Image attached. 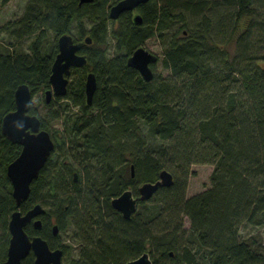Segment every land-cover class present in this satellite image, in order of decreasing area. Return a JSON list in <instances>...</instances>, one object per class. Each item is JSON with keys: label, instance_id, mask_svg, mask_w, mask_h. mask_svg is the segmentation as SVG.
Returning <instances> with one entry per match:
<instances>
[{"label": "trees", "instance_id": "16d2710c", "mask_svg": "<svg viewBox=\"0 0 264 264\" xmlns=\"http://www.w3.org/2000/svg\"><path fill=\"white\" fill-rule=\"evenodd\" d=\"M118 1L28 0L22 16L0 27V263L17 210L7 167L22 151L2 121L27 84L49 110L40 115L32 99L30 114L55 141L21 205L23 213L37 204L47 211L40 231L27 225L31 237L65 257L73 244L55 237L53 226L71 229L78 246L70 264H127L149 249L154 264H264V242L241 236L243 224L264 228V0H148L136 11L141 24L131 11L110 19ZM66 33L84 43L87 64L73 68L66 96L47 102ZM153 38L166 73L156 71V54L146 81L128 59ZM89 72L97 78L91 105ZM59 120L62 144L52 127ZM195 164L214 167L211 186L188 197ZM164 170L174 184L140 201L130 220L113 209L114 198L128 189L138 197ZM34 260L31 253L22 264Z\"/></svg>", "mask_w": 264, "mask_h": 264}, {"label": "water", "instance_id": "95a60500", "mask_svg": "<svg viewBox=\"0 0 264 264\" xmlns=\"http://www.w3.org/2000/svg\"><path fill=\"white\" fill-rule=\"evenodd\" d=\"M93 1L80 0V4ZM146 1L148 0H120L110 8L109 17L117 20L127 11H137L138 7ZM134 21L136 24H141V15L135 14ZM91 42V37L86 38L85 43L90 44ZM83 44V42H77L73 35L68 33L59 37V53L52 66V88L46 92L47 102H50L54 96H66L73 68L86 66L87 57L80 54ZM157 61L158 56L155 53L141 46L129 57L128 65L139 71L144 80L151 81L154 78L152 66ZM96 90V75L89 72L85 84L88 105L92 104ZM32 99L33 94L30 87L27 84L19 86L15 93L16 109L5 115L2 121L4 136L12 143L21 145L22 151L7 167V175L12 184V196L16 201L17 210L12 213L9 223L11 238L7 258L0 264H22L31 253L35 256L34 264H64L63 249H52L41 235L31 237L26 231L27 225L31 222L36 230L42 229L43 223L40 217L46 214V209L41 204H37L26 213L21 210V205L30 196L32 183L39 177L41 170L55 150V141L50 132L42 128L38 116L30 114ZM173 184V175L164 170L160 173L158 181L143 183L139 187L138 197L132 189H128L112 200V207L126 220H130L137 212L140 201L150 200L159 189L171 187ZM58 231V225H54V234L57 235ZM127 264H154V262L150 253L145 252Z\"/></svg>", "mask_w": 264, "mask_h": 264}, {"label": "rangeland", "instance_id": "374dc122", "mask_svg": "<svg viewBox=\"0 0 264 264\" xmlns=\"http://www.w3.org/2000/svg\"><path fill=\"white\" fill-rule=\"evenodd\" d=\"M27 2L28 0H11L5 6L0 7V27L6 24L7 22L22 16L26 8ZM73 34L74 36L77 37L76 30H73ZM1 37L2 36L0 35V38ZM52 40L53 38L52 36H50L47 40V44L49 45L52 44ZM146 48L152 51V53L159 55L161 59L160 62L156 65V71L158 72L164 71L163 65H162L163 49H162V46L159 40L156 38L151 39L146 45ZM164 72L166 73V71ZM33 105L35 108H37L38 113L40 115H45L49 111L48 109L45 108L44 102L42 101V97L40 94L34 97ZM58 105L59 106L62 105L65 108L68 106V101L66 100L61 101L60 104L58 103ZM70 109L75 113L77 112L76 108L70 107ZM52 127H53L54 134H56V142L58 144H62L63 137L64 135L66 136V134L64 133H67V132H64L63 120L53 121ZM213 170H214V167L208 164H195L192 166L193 174L191 175L189 179V185H188V190H187L188 197L201 193L211 186V176H212ZM54 219L55 218H53V220ZM186 224L187 226L189 225L188 220ZM241 236L243 238H248V237L251 238V237L257 236L260 240H262V242H264V228H256L248 224H243L241 227ZM60 237H61L62 242H64L65 244H68V245L73 244L70 247H72L71 249H74V250H72L71 253L65 255L63 259L64 264H70L71 259H73L76 255V249H77L78 244H76L72 240L71 229H69L68 231H64V232L61 231ZM148 252H150V249L148 250Z\"/></svg>", "mask_w": 264, "mask_h": 264}, {"label": "flooded vegetation", "instance_id": "af4514ba", "mask_svg": "<svg viewBox=\"0 0 264 264\" xmlns=\"http://www.w3.org/2000/svg\"><path fill=\"white\" fill-rule=\"evenodd\" d=\"M134 14H136V11L135 12H133ZM42 220V219H41ZM34 221V220H33ZM32 224H33V222H31ZM43 223V222H42ZM57 225V224H56ZM43 226V225H42ZM53 234H54V232H53ZM60 234V229H59V231H58V234L57 235H55L54 234V236L55 237H57L58 235ZM36 236V235H35ZM49 243V242H48ZM50 245V244H49ZM51 247V246H50ZM52 248V247H51ZM53 249V248H52ZM56 249H58V248H56ZM63 259H64V257H63Z\"/></svg>", "mask_w": 264, "mask_h": 264}]
</instances>
